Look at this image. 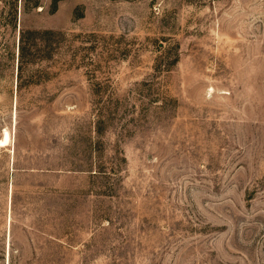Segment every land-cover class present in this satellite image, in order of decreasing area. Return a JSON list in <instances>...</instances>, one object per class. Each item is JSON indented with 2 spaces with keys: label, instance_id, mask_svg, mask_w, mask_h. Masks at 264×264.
Segmentation results:
<instances>
[{
  "label": "rangeland",
  "instance_id": "374dc122",
  "mask_svg": "<svg viewBox=\"0 0 264 264\" xmlns=\"http://www.w3.org/2000/svg\"><path fill=\"white\" fill-rule=\"evenodd\" d=\"M0 264H264V0H0Z\"/></svg>",
  "mask_w": 264,
  "mask_h": 264
}]
</instances>
